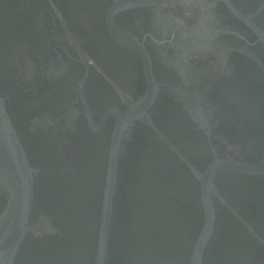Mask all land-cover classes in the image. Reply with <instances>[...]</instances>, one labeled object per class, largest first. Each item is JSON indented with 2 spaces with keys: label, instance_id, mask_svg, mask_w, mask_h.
I'll use <instances>...</instances> for the list:
<instances>
[{
  "label": "flooded vegetation",
  "instance_id": "1",
  "mask_svg": "<svg viewBox=\"0 0 264 264\" xmlns=\"http://www.w3.org/2000/svg\"><path fill=\"white\" fill-rule=\"evenodd\" d=\"M147 66L157 94L123 129L116 193L137 170L173 208H158L160 252L108 249L105 264H189L202 216L172 192L190 191L182 174L199 183L178 154L200 171L264 160V0H0V95L35 169L15 264H93L113 129ZM215 182L231 206L215 201L203 264H264V173ZM7 196L0 186V212Z\"/></svg>",
  "mask_w": 264,
  "mask_h": 264
},
{
  "label": "water",
  "instance_id": "2",
  "mask_svg": "<svg viewBox=\"0 0 264 264\" xmlns=\"http://www.w3.org/2000/svg\"><path fill=\"white\" fill-rule=\"evenodd\" d=\"M128 1L131 2L132 0ZM145 73L148 83L145 94L138 100L128 103L130 107L124 113H120L113 129L104 177L93 264H105L108 254L111 227L115 216L114 201L117 189L118 148L123 129L133 115L143 114L145 116V109L152 104L157 94V83L148 66ZM178 155L199 183L202 223L192 245L189 264H203L205 249L214 234L216 226L217 207L215 201L218 199L228 207L231 206L219 193L215 182L217 172L228 170L242 174H262L264 173V160L244 162L231 157H214L200 171L193 166V163L185 155ZM34 176L35 169L31 167L28 161L17 130L7 112L5 100L0 95V186L8 193L6 204L0 212V264H15L25 234L33 231L29 225V214L34 197ZM234 211L237 214L238 209ZM43 225L37 227L38 232L48 229L47 221Z\"/></svg>",
  "mask_w": 264,
  "mask_h": 264
},
{
  "label": "trees",
  "instance_id": "3",
  "mask_svg": "<svg viewBox=\"0 0 264 264\" xmlns=\"http://www.w3.org/2000/svg\"><path fill=\"white\" fill-rule=\"evenodd\" d=\"M137 172V170H134L132 177L129 179L130 182L128 181L129 184L128 182L121 183L120 190L116 193V198L119 202L114 205V217L116 219H113L112 231L110 234V253L115 250H120L123 254H126L129 253L130 250L134 249L135 246H137L138 251L140 249H142V251L147 250L145 252L149 254L156 251L160 252L158 246L160 247L161 245L158 233L161 232L160 228L162 224H158L164 222L161 219L163 216L162 211L168 213V211H170L173 207H168L164 206L165 204H161L160 200L162 198L161 195L163 194H161V191L159 190L151 191V198L147 196L146 189H144L142 186V179H144L145 174L141 173L137 175ZM148 176L149 173L146 175V177ZM187 176V173L182 174L180 177H183V179L180 182L184 186H188L190 191L187 193L182 191H174L175 193L172 192V199L174 200L173 202L179 201L182 202L183 205H185L187 202L190 208H194L193 213H187L190 215L192 214V216L198 220L199 217L201 218L202 216L198 186L194 185V187L191 188V183L193 182L189 180ZM127 184L129 185V188ZM169 191L170 190H168V192ZM168 201H170L169 194H167V202ZM162 207H165V209L158 211V208ZM171 217L172 216L169 215V218ZM155 223L156 226L154 227L153 225ZM149 225L153 227V230L146 231L145 228ZM155 255L156 254L153 253V256ZM125 259H130L131 264L135 263V259L131 260V258H128V256L125 257ZM107 262L110 264L109 261Z\"/></svg>",
  "mask_w": 264,
  "mask_h": 264
}]
</instances>
